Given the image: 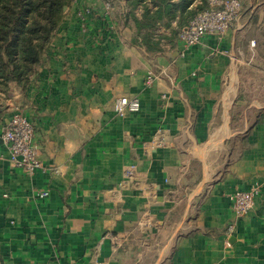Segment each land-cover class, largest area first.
<instances>
[{
    "label": "crops",
    "instance_id": "0c3cea01",
    "mask_svg": "<svg viewBox=\"0 0 264 264\" xmlns=\"http://www.w3.org/2000/svg\"><path fill=\"white\" fill-rule=\"evenodd\" d=\"M110 1L73 0L26 89L0 92V131L26 116L41 163L12 167L0 140V264H264V0L188 48L171 29L207 0H171L147 40L151 0ZM124 95L138 111H114Z\"/></svg>",
    "mask_w": 264,
    "mask_h": 264
},
{
    "label": "trees",
    "instance_id": "16d2710c",
    "mask_svg": "<svg viewBox=\"0 0 264 264\" xmlns=\"http://www.w3.org/2000/svg\"><path fill=\"white\" fill-rule=\"evenodd\" d=\"M73 0H0V92L10 96L25 90L36 72L47 45L65 15V7ZM132 7L145 0H129ZM190 3L191 0H186ZM154 9L144 5L140 19L133 17L136 39L153 36L156 23L169 26L171 0H151ZM183 6V5H182ZM184 8V7H183ZM197 11L187 12L179 27ZM182 18V17H181ZM144 31L142 32V30ZM175 35L179 29H171Z\"/></svg>",
    "mask_w": 264,
    "mask_h": 264
},
{
    "label": "built area",
    "instance_id": "2783aa9c",
    "mask_svg": "<svg viewBox=\"0 0 264 264\" xmlns=\"http://www.w3.org/2000/svg\"><path fill=\"white\" fill-rule=\"evenodd\" d=\"M96 1L102 3L106 12L112 9L110 0ZM207 2L208 7L197 12L178 31V40L185 48L199 43L206 35L221 37L233 25L242 8L241 0H207ZM91 13L92 7L86 6L83 8L79 12L81 21L84 22L85 19L90 17ZM151 82L152 74L149 73L145 83L148 85ZM113 108L118 115L123 116L138 111L140 100L137 96H120L113 101ZM34 133V124L18 111L5 122L3 129L0 131V140L8 150V159L12 167L20 168L29 174L41 168ZM156 143L158 145L162 144L161 141H156ZM133 169V166H130L124 170L125 181L132 177ZM258 191L257 187L252 186L247 190H236L230 195V206L235 216L242 217L248 214L254 205V199ZM44 194L46 192L41 193V195Z\"/></svg>",
    "mask_w": 264,
    "mask_h": 264
},
{
    "label": "rangeland",
    "instance_id": "374dc122",
    "mask_svg": "<svg viewBox=\"0 0 264 264\" xmlns=\"http://www.w3.org/2000/svg\"><path fill=\"white\" fill-rule=\"evenodd\" d=\"M66 8H67V7H65V10H66ZM78 15H79V13H78ZM79 17H80V15H79Z\"/></svg>",
    "mask_w": 264,
    "mask_h": 264
}]
</instances>
